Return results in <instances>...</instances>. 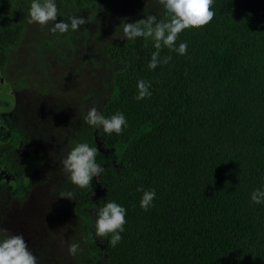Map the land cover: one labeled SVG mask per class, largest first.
Segmentation results:
<instances>
[{"label": "trees", "instance_id": "1", "mask_svg": "<svg viewBox=\"0 0 264 264\" xmlns=\"http://www.w3.org/2000/svg\"><path fill=\"white\" fill-rule=\"evenodd\" d=\"M211 7V21L179 34L186 53L162 47L172 59L155 69L147 67L150 38L106 45L119 68L115 94L100 111L123 112L128 126L119 135L94 129L100 148L121 151L98 176L93 217L107 200L126 208L116 246L88 236L103 247V264H264V203L250 199L264 185V0ZM21 32L0 11V63ZM140 79L152 95L137 100ZM9 107L0 99V111ZM152 188L153 206L144 210L142 191Z\"/></svg>", "mask_w": 264, "mask_h": 264}, {"label": "rangeland", "instance_id": "2", "mask_svg": "<svg viewBox=\"0 0 264 264\" xmlns=\"http://www.w3.org/2000/svg\"><path fill=\"white\" fill-rule=\"evenodd\" d=\"M29 6L30 0H0V11L22 26L20 40L4 49L0 67V97L8 101L12 91L18 108L0 115L9 142L0 146V161L13 164L9 173L15 182L13 189L0 184V221L9 234L24 235L39 264H103V247L88 237L94 222L88 213L100 195L98 177L90 189H77L59 161L73 142L86 140L96 145L102 167L117 164L121 147L100 148L83 116L92 106L100 111L115 94L119 66L108 58L106 45L131 41L122 37L123 23L147 15L164 19V10L160 0H106L82 7L57 0V21L77 15L88 23L54 34L48 25L29 23ZM69 190L75 199L59 196ZM72 242L80 246L75 255L68 251Z\"/></svg>", "mask_w": 264, "mask_h": 264}, {"label": "clouds", "instance_id": "3", "mask_svg": "<svg viewBox=\"0 0 264 264\" xmlns=\"http://www.w3.org/2000/svg\"><path fill=\"white\" fill-rule=\"evenodd\" d=\"M214 0H160L165 19H158L155 15H147L135 22L123 23L122 37L134 41L136 38L151 39L155 51L151 53L147 67L152 70L158 65L167 64L172 59L170 55L161 56L162 47H167L179 55L186 53L187 41L176 43L179 34L188 28L206 25L215 15L211 7ZM57 0H30L28 7L29 23L49 26V32L64 34L76 31L81 25L88 23V19L71 15L67 19L57 21L60 16ZM56 21L55 23H53ZM136 99L141 100L152 95L150 82L144 79L137 81ZM83 120L93 129H102L106 134H117L127 128V119L123 112L106 116L97 107L87 110ZM96 145L89 141H75L68 147L66 154L59 161L62 170L67 174L71 185L77 189H90L94 177L104 172ZM60 197L75 199L72 190L61 192ZM156 189H144L139 206L147 210L153 206ZM250 199L256 204L264 203V185L254 189ZM126 224V208L114 200H107L95 210L92 221L93 232L98 237H109L108 243L116 246L121 240V233ZM79 242L69 244L68 251L75 255L79 250ZM0 264H39L37 256L29 249L22 233L9 234L0 221Z\"/></svg>", "mask_w": 264, "mask_h": 264}, {"label": "flooded vegetation", "instance_id": "4", "mask_svg": "<svg viewBox=\"0 0 264 264\" xmlns=\"http://www.w3.org/2000/svg\"><path fill=\"white\" fill-rule=\"evenodd\" d=\"M19 41V40H18ZM15 44V43H14ZM11 45V44H10ZM8 46V45H7ZM6 48V47H5ZM0 51H2V50H0ZM3 63L4 62H1L0 63V67H2V65H3ZM0 72H1V68H0ZM1 76H2V72H1ZM1 76H0V85H2L3 84V81L1 80ZM0 91H1V86H0ZM11 93H12V98H10L8 101H5V102H7L9 105H10V107L8 108V109H6V110H1L0 111V115H4V114H7V113H10V112H12V111H14V110H16V109H18L17 108V98H15V96H14V94H13V92L11 91ZM1 99V98H0ZM2 100V99H1ZM3 101V100H2ZM4 123L1 121V119H0V146H4V145H6V144H8L9 142H8V139H7V133H8V131H7V129H5V127H4V125H3ZM6 135V136H5ZM20 140L19 139H17V144H16V150H15V152H16V154L17 155H19V150H20V148H19V144H20ZM23 153H24V155H23V157H21V158H23V159H25L26 160V158H24V156L26 155V152H25V149L23 150ZM30 159V158H29ZM43 159H44V157H43ZM42 162H43V160L40 162V163H38L37 164V166H39V165H41L42 164ZM12 166H13V164L11 165H6L4 162H2V161H0V184H2V183H5L10 189L12 188H14V179L11 177L12 176V174L11 173H9V171H13V169L14 168H12ZM17 167V166H16ZM11 168V170H8V169H10ZM18 168V167H17ZM34 170H35V168H34ZM93 203H94V201H93ZM78 207V206H77ZM89 214V216H91L93 219H95L94 217H93V212H91V213H88ZM93 229V228H92ZM83 230L85 231V227L83 226ZM92 232H93V230H92Z\"/></svg>", "mask_w": 264, "mask_h": 264}, {"label": "water", "instance_id": "5", "mask_svg": "<svg viewBox=\"0 0 264 264\" xmlns=\"http://www.w3.org/2000/svg\"><path fill=\"white\" fill-rule=\"evenodd\" d=\"M0 76H1V72H0Z\"/></svg>", "mask_w": 264, "mask_h": 264}]
</instances>
